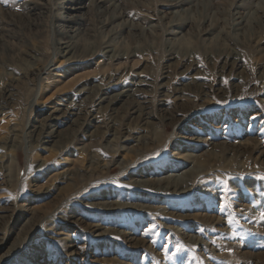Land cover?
<instances>
[{"label": "rangeland", "instance_id": "obj_1", "mask_svg": "<svg viewBox=\"0 0 264 264\" xmlns=\"http://www.w3.org/2000/svg\"><path fill=\"white\" fill-rule=\"evenodd\" d=\"M33 1L0 0V264H264V0Z\"/></svg>", "mask_w": 264, "mask_h": 264}, {"label": "bare ground", "instance_id": "obj_2", "mask_svg": "<svg viewBox=\"0 0 264 264\" xmlns=\"http://www.w3.org/2000/svg\"><path fill=\"white\" fill-rule=\"evenodd\" d=\"M33 1V0H32ZM68 1H70V3H71V7H69V11H74L75 10V7H73V6H75V5H78V3L80 2V1H82V0H68ZM34 2V1H33ZM91 4H94V1L93 0H90L89 1ZM25 5V4H24ZM40 6V8H42L43 7V4L42 5H40L39 3H34V5H33V7H34V9H33V11H35V10H37L36 8L37 7H39ZM30 9V8H29ZM39 9V8H38ZM61 10L63 9V6L60 8ZM28 10V9H27ZM37 13H38V11H37ZM36 12L34 13V14H37ZM107 13V12H106ZM97 14H101V11L99 10V9H97ZM119 17V15H116L115 14V10H114V12H112V14L109 16H107V20H102L101 21V23H105V22H107L106 23V25L107 24H109L111 21H114L115 19H117ZM105 18V17H104ZM102 19H103V17H102ZM57 20H59V23H60V25H57V32L59 33L58 34V39H57V45H58V47L60 48V50H61V52H63V53H65V54H69L70 53V55H73V53H75V52H78L80 49H81V47L82 48H84V49H87L86 51H89L90 53H97V49H99L100 47H97L96 45L95 46H93L94 44H88V46H84V44H83V41L84 40H82V36L84 35V33L83 32H85V31H83L82 33H80V31H79V29L77 28V25H78V22H77V18L74 16V15H72V14H65V13H59L58 14V17H57ZM255 22H257L258 24H260L261 23V21L259 20V18H257L256 20H255ZM58 23V24H59ZM240 23V22H239ZM240 25V24H239ZM239 25H238V28L236 29V31H239ZM257 26V25H256ZM151 29V28H150ZM149 29V30H150ZM78 31V37H77V35H76V32ZM110 31V30H109ZM68 32H71V34L69 35L68 34ZM7 33H8V31L5 29V28H2L1 30H0V48H3V50H5V48H7V44H8V41L6 40V38H7ZM175 32H173V34H174ZM74 34V35H73ZM80 35H82V36H80ZM11 36V35H10ZM9 36V37H10ZM103 44V47L101 48V50L99 49L98 50V52H103V53H109V52H111L112 50H111V47H110V45H108V43L107 42H103L102 43ZM208 51H211V52H213V54L215 53V54H217V55H223V56H225L226 58H228V57H231V62H234L235 63V55L233 54V51H232V49H226L225 48V46H224V44H218L215 48H212V49H208ZM89 53V54H90ZM173 53V52H172ZM225 53V54H224ZM111 54V53H110ZM113 56V55H112ZM114 56H115V54H114ZM110 57V56H109ZM221 59V58H220ZM228 60V59H227ZM227 63V62H226ZM133 68V67H132ZM109 76V75H108ZM106 77V76H105ZM110 77V76H109ZM108 79V78H107ZM105 80V79H104ZM138 81V80H137ZM108 82V81H107ZM130 82V81H129ZM145 82V81H144ZM139 83V82H138ZM14 85V84H13ZM146 85H147V83H146ZM137 88V87H136ZM10 89H8L7 87H6V89L3 91V93L4 94H6L8 91H9ZM134 91V90H133ZM137 91V90H136ZM79 93L81 92V91H78ZM102 92V91H101ZM129 92H131V91H129ZM135 93V92H134ZM103 97L105 96V95H102ZM128 96V97H127ZM8 97V96H7ZM129 98V97H131V94H129V93H127V92H122V93H120V94H118L117 96L115 95V98H112L111 96H106V98H103V101H104V104H106L105 106H111L112 104H115V103H117V102H119V100H121V99H119V98ZM10 99H11V97H10ZM103 101H102V103H103ZM100 102V101H99ZM71 107H73V106H71ZM131 110H132V113H135L136 112V110H135V108H131ZM137 116V115H136ZM138 118V117H137ZM137 118H135V119H137ZM114 119V118H113ZM168 119V118H167ZM173 119V118H172ZM144 121V120H143ZM40 131H45L46 129H48V128H54L55 127V125H51L50 126V124H48V125H45V124H42V125H40ZM115 129V128H114ZM117 130V129H116ZM115 131V130H114ZM53 131H50V132H48L47 134H48V139H47V141H49L50 139L49 138H52V136H50V133H52ZM125 132H127V131H125ZM114 133H116V132H114ZM122 136V135H121ZM13 138V137H12ZM133 139V138H132ZM13 140V139H12ZM125 141H128V138H125ZM199 141V140H198ZM14 143V142H13ZM10 144V143H9ZM259 144V143H258ZM11 146V145H10ZM4 147V146H3ZM2 147V148H3ZM124 147V146H123ZM6 148V147H5ZM240 148V147H239ZM128 152L130 151V149L129 150H127ZM2 152V151H1ZM131 152V151H130ZM236 152V151H235ZM3 154V153H2ZM180 157V156H179ZM178 157V158H179ZM185 159H187V160H189L188 158H186L185 157ZM214 159V158H213ZM186 160V161H187ZM212 160V159H211ZM203 161H204V159H203ZM203 161H201L202 163H203ZM91 162H93V161H91ZM103 162V161H102ZM101 162V163H102ZM201 162H199V163H201ZM189 163H190V161H189ZM197 163V162H196ZM3 164V163H2ZM208 164V163H207ZM216 164V162H215V160H213L212 161V164H210L209 165V169H206V172H207V170H210L211 169V167L212 166H214ZM97 166L98 167H100L99 169H103V167H105V165L104 164H102V165H99L98 163H96V168H97ZM1 167V166H0ZM2 169H3V167H2ZM217 169V168H216ZM202 169L200 168V164H198L197 166H196V168L195 169H187V170H185V171H183V172H181V173H179L178 175H167L165 178L163 177V178H161V179H158V180H156L155 181V179H154V181L152 182V180L153 179H150L151 180V182L152 183H149L150 181H148L147 179H138V180H135L134 179V184L135 185H137V186H140V187H143V188H145V187H148V186H150V184L151 185H155L156 187H155V189H154V191H160V192H173V193H176L178 190H179V188H180V186L181 185H184L185 183H187L188 181H192V180H195L197 177H198V175L199 174H201V171ZM207 175V174H206ZM188 176H192V179L191 180H188L187 179V177ZM63 177V176H62ZM63 181V180H62ZM128 182V181H127ZM130 182V181H129ZM127 184V183H126ZM132 184V183H131ZM192 184H193V181H192ZM152 187H154V186H152ZM183 187H185V186H182V189H183ZM149 189V188H148ZM157 189H160V190H157ZM150 190V189H149ZM179 193V192H178ZM115 202V201H114ZM94 203V202H93ZM95 206V205H94ZM97 206V205H96ZM115 206H118L117 205V203H116V205ZM103 207V206H102ZM107 208H109V207H107ZM141 208V207H140ZM28 211V210H27ZM97 211V210H96ZM108 212V211H107ZM98 230V229H97ZM100 230V229H99ZM94 231H95V228H94ZM103 231V230H102ZM102 231H101V233H102ZM106 231H107V229H106ZM104 232H105V230H104ZM108 232V231H107ZM63 234V233H62ZM123 239V238H122ZM125 239V238H124ZM126 241L128 242V243H130V242H132L133 241V239H131V238H128V239H126ZM63 242V241H62ZM140 242V241H139ZM138 241L136 242V243H139ZM65 243H66V241H65ZM143 243V242H142ZM69 244H70V242H69ZM141 245V244H140ZM140 245H138V246H140ZM196 245V244H195ZM67 248L68 249H75V246H73V245H68L67 246ZM81 248V247H80ZM76 254V252L73 250V251H71V252H69L67 255H75ZM71 257V256H70Z\"/></svg>", "mask_w": 264, "mask_h": 264}, {"label": "snow or ice", "instance_id": "obj_3", "mask_svg": "<svg viewBox=\"0 0 264 264\" xmlns=\"http://www.w3.org/2000/svg\"><path fill=\"white\" fill-rule=\"evenodd\" d=\"M226 194H227V190H226ZM229 223H230V224L232 223V220H231V219L229 220Z\"/></svg>", "mask_w": 264, "mask_h": 264}]
</instances>
